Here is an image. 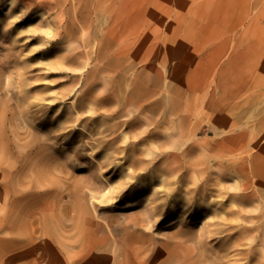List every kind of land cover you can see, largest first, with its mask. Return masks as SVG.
I'll use <instances>...</instances> for the list:
<instances>
[{
	"label": "rangeland",
	"instance_id": "374dc122",
	"mask_svg": "<svg viewBox=\"0 0 264 264\" xmlns=\"http://www.w3.org/2000/svg\"><path fill=\"white\" fill-rule=\"evenodd\" d=\"M20 1L0 0V264L73 263V250L65 248L76 241L64 229L76 221L78 233L84 228L75 216L77 207L86 208L98 220L95 209L108 187L128 181L110 170L116 165L126 169L125 154L105 150L100 144L105 134L76 122L73 108V103L81 105L85 54L97 44L94 35L111 26L116 16L123 24L126 45L138 38L142 52H150L151 69L134 58L126 65L133 62L136 76L153 80V100L165 96V42L168 50L169 122L157 125L154 137L136 146L140 156L129 152L127 157L158 161L167 153L178 164L161 173V163L154 162L164 185L151 186L149 180L126 185L118 208L98 214L105 222L113 215L132 216L151 207L143 202L136 208L130 202L146 187L159 193L199 190L203 200L189 201L178 194L167 207L168 221L159 215L161 224L147 234L160 243L184 229L181 222L186 221L194 232L188 242L196 247L194 256L203 252L197 264H264V0H89L87 9L82 0ZM39 2L47 7L37 9ZM50 29L56 38L46 35ZM87 33L92 37L85 45ZM34 87L36 91H23ZM51 106L54 110L48 112ZM159 115L154 119L160 121ZM57 117L69 120L63 132L47 131L56 127ZM95 117L106 126L114 123ZM13 132L23 143H56L60 152L55 171H45L48 163L38 164L30 156L25 176L9 173L13 160L7 143ZM72 138L76 140L70 146ZM133 142L138 139L130 137L128 143ZM117 145L127 144L120 139ZM108 161L113 164L102 170L96 167ZM35 170H40V177ZM66 172L72 176L68 183ZM133 172L142 173L138 168L125 171ZM89 181L100 186L89 192L95 199L82 195L89 191L85 187ZM14 194H18L15 199ZM44 203L53 204L55 210L40 211ZM29 210L35 211L33 217L21 216ZM47 216H54L53 220L44 222ZM231 236L233 244L228 242ZM47 242L54 248H48Z\"/></svg>",
	"mask_w": 264,
	"mask_h": 264
},
{
	"label": "bare ground",
	"instance_id": "6f19581e",
	"mask_svg": "<svg viewBox=\"0 0 264 264\" xmlns=\"http://www.w3.org/2000/svg\"><path fill=\"white\" fill-rule=\"evenodd\" d=\"M79 1V0H78ZM85 5L83 8H88L89 0H82ZM23 3V0L20 3ZM80 2V1H79ZM27 4V3H26ZM28 5V4H27ZM47 4L45 2L37 3V9H45ZM90 10V9H88ZM111 10H107V13ZM112 25L105 28L98 34L94 35V40L97 42L91 54L86 53L85 57L87 63L83 66L84 71L81 77V86L84 91L81 96V105L73 103V108L76 110V122H82L87 125H93L92 131L96 134H105V137L100 140V144H104L103 147L107 151L114 153L125 154L124 162L122 166L126 165V169L120 168V166H112L110 170L121 176H127V180L120 187L112 188L108 187L103 201H100L98 210L114 212L118 206L122 203L123 192L126 189V185L138 186L139 180L148 181L151 186L155 183H165L160 180L159 172H157L155 163L160 162V166L163 172H169L174 168V164H178L177 161L169 160V156L166 153L165 156L156 161L155 159H143L140 157L130 158L127 157L129 152H133L136 156H140L141 152L138 151L136 146L145 142V139H151L154 137L153 130L157 125L168 124L169 117L171 115L170 109V96L168 87V50L167 42H165L164 51V68H165V81L163 84L164 98L162 100H153L154 91L151 89L153 86V80L147 76L140 75L136 76L135 64L131 62L126 63L134 58L136 61L145 62L144 67L151 69V65L147 57V54L142 52V48H139L138 38L130 45H126L124 39V27L119 21V17L112 18ZM136 25L132 19L128 20ZM131 24V25H132ZM125 26V25H124ZM63 29L68 30L66 27ZM50 39L56 38L51 29L46 34ZM84 44H90V34H84ZM39 36H36L37 39ZM152 53V52H151ZM89 61H92L93 66ZM52 69H59V65H51ZM113 75V76H111ZM111 86V87H110ZM37 87L32 89L23 90L26 93L30 91H36ZM102 89V92L100 91ZM100 91V94L98 93ZM17 107V106H16ZM54 110V107H49L48 112ZM99 111L109 112L106 116L105 113H99ZM86 116L82 114L86 113ZM70 113H65L69 115ZM145 114V117H139V115ZM161 117V120L154 119L155 116ZM83 116V117H82ZM98 117H103L110 122H114L110 126L103 125L97 122ZM124 117H128L125 121H118ZM56 127L50 128L47 131L51 133L63 132V124L69 121L67 117H57ZM95 124V126H94ZM147 127L148 130L139 133L138 131ZM127 131V132H126ZM66 133H63V135ZM62 135V134H61ZM132 137L138 139V142L128 143V139ZM51 139V138H50ZM49 139V140H50ZM122 139L127 145H117V142ZM76 138H72L69 145H73V141ZM48 142V140H45ZM39 143H23L17 133L13 132V137L7 143L10 148V156L12 157V164L7 169L9 173L16 177L25 176L27 174L26 159L33 156V162L48 163L45 171H55L56 161L59 157L60 150L55 147L56 143L51 144L46 142ZM93 141L96 142L95 139ZM5 145V144H4ZM2 144L0 143V147ZM153 148V146H151ZM84 149V146H79ZM96 146L92 147V152L96 150ZM149 155L152 154L151 148H148ZM63 150V148H62ZM63 151H66L63 150ZM99 154H101L99 152ZM109 161V156H105ZM98 163L97 168L102 170L104 166H111L110 162ZM155 162V163H154ZM189 165L188 167H192ZM131 168H138L142 173H125V171ZM40 177V170H35ZM160 173V174H161ZM116 175H114L115 177ZM71 174L65 173V183L71 180ZM86 189L89 191L85 192L83 197L88 196L91 199H95L94 195L89 193L98 190L100 187L94 181H89L85 184ZM72 189V187H71ZM152 188H144L140 194L131 196V203L133 207H140L143 202H148L151 207L143 209L140 213L132 216H116L113 215L111 220L103 222V218L98 214L97 208L95 209V220L94 217L89 216V211L81 206L77 207V219L83 221L84 228L79 233L77 232V221L71 225L65 227V232L68 233L70 238H73L76 244L73 246L66 247L65 249L73 250V263L71 264H197L200 263L198 258L203 254L202 251L200 256L195 257L196 247L188 244L191 240L190 237L194 234L193 228L189 222L182 221V230L175 235L167 236L160 243H157L152 234H147L146 230H152L159 222L160 218L156 219L159 215L163 216V222L168 221L166 216L167 207L170 206L171 202L175 200L177 195L182 193V196H187V200L193 199V201L204 199L203 195L199 190L185 191L177 190L175 193L170 192H156L151 191ZM162 194V196H160ZM149 195V196H148ZM18 197V194H14ZM161 198V200H159ZM187 201V202H189ZM108 203L111 207H106L102 204ZM18 200L12 204L14 217L17 216ZM214 208V207H213ZM40 211L55 210L53 204L44 203L40 208ZM158 210H161L160 212ZM33 210L22 213V217H33ZM165 215V216H164ZM54 216H47L44 222L53 220ZM32 227L36 226V221L32 222ZM12 232L18 233L17 225H13ZM212 231H207V237L209 238ZM220 233V232H219ZM45 238V232H43ZM191 235V236H190ZM78 237V239H76ZM231 236L228 238L229 244H233ZM200 240L201 244L203 240L198 236L196 238ZM16 241V240H15ZM47 246L53 249L54 246L50 242H47ZM57 255H61L60 252H56ZM60 257V256H59Z\"/></svg>",
	"mask_w": 264,
	"mask_h": 264
}]
</instances>
